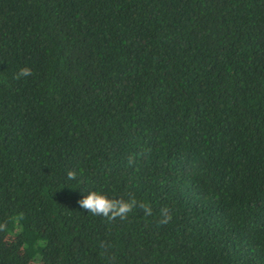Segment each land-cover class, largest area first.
Wrapping results in <instances>:
<instances>
[{
  "label": "trees",
  "instance_id": "trees-1",
  "mask_svg": "<svg viewBox=\"0 0 264 264\" xmlns=\"http://www.w3.org/2000/svg\"><path fill=\"white\" fill-rule=\"evenodd\" d=\"M36 261L264 264V0H0V264Z\"/></svg>",
  "mask_w": 264,
  "mask_h": 264
},
{
  "label": "clouds",
  "instance_id": "clouds-1",
  "mask_svg": "<svg viewBox=\"0 0 264 264\" xmlns=\"http://www.w3.org/2000/svg\"><path fill=\"white\" fill-rule=\"evenodd\" d=\"M32 75V71L28 67L21 68L16 75V79L22 77H28ZM67 179L75 180L76 172L69 170L67 172ZM79 206L91 213L94 216H100L106 218L109 221H115L116 219L125 220L129 214L134 210H142L144 215L151 216L152 208L144 203L140 202L134 197L124 198H109L107 195L98 191H89L82 199L78 201ZM172 219V213L168 208L161 209V218L158 223L166 225Z\"/></svg>",
  "mask_w": 264,
  "mask_h": 264
},
{
  "label": "rangeland",
  "instance_id": "rangeland-1",
  "mask_svg": "<svg viewBox=\"0 0 264 264\" xmlns=\"http://www.w3.org/2000/svg\"><path fill=\"white\" fill-rule=\"evenodd\" d=\"M33 264H39V263H38V261H36V262H33Z\"/></svg>",
  "mask_w": 264,
  "mask_h": 264
}]
</instances>
